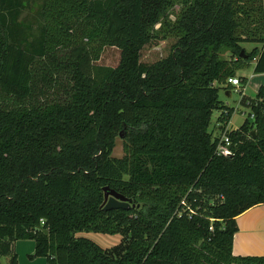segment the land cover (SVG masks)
<instances>
[{
  "label": "trees",
  "instance_id": "trees-1",
  "mask_svg": "<svg viewBox=\"0 0 264 264\" xmlns=\"http://www.w3.org/2000/svg\"><path fill=\"white\" fill-rule=\"evenodd\" d=\"M172 1L0 0V259L29 240L46 264H264L233 254L264 204V91L228 147L209 129L228 80L264 73V0H183L154 33ZM106 186L140 209L104 211Z\"/></svg>",
  "mask_w": 264,
  "mask_h": 264
},
{
  "label": "crops",
  "instance_id": "crops-1",
  "mask_svg": "<svg viewBox=\"0 0 264 264\" xmlns=\"http://www.w3.org/2000/svg\"><path fill=\"white\" fill-rule=\"evenodd\" d=\"M254 67L255 63L252 62L249 67L239 70L236 73L237 78L245 79L243 88L236 90L239 94V98L237 100L232 99V90L234 91L235 89H232L229 92L223 91V97H221L219 93L220 100L227 107L234 109V113L236 110L240 111L244 115L248 114L258 92L260 90L264 91V73H255ZM240 107H243V110H240ZM233 114L224 130H237V127H233L232 125ZM216 127L220 128V136L223 129L222 125L217 122ZM214 128L215 125L213 126V132ZM237 226L238 231L234 235L233 239V254L236 256H264V204L256 206L238 216ZM14 245L13 251H16L17 254L14 252L16 256L18 255V263L25 264L21 261L19 242H15Z\"/></svg>",
  "mask_w": 264,
  "mask_h": 264
},
{
  "label": "rangeland",
  "instance_id": "rangeland-1",
  "mask_svg": "<svg viewBox=\"0 0 264 264\" xmlns=\"http://www.w3.org/2000/svg\"><path fill=\"white\" fill-rule=\"evenodd\" d=\"M184 1L183 0H173L171 7L167 9L166 12V19L168 20L166 24L164 25H157L154 33L159 34H169L172 33L171 27L174 25V20L178 17L180 14L182 8L184 7ZM164 45L163 42H161L160 47L162 48ZM243 47L250 51L254 45L250 43L243 44ZM120 53L119 50L116 48H106L98 62L99 65L107 66L111 68H115L119 63ZM223 91L220 92V96L223 97ZM239 98V94L236 90H232V99L237 100ZM233 103V102H232ZM231 103V104H232ZM240 110H243V107H240ZM219 111H214L211 116V122H210V131L213 132V126L214 128V137L219 136L220 134V128L216 127L217 123V117H218ZM247 114L244 115L240 111H236L233 114L232 117V125L233 127H237V129L241 126L244 119L246 118ZM220 137V136H219ZM112 155L116 158H120L122 156V139L118 137L115 141V147ZM82 236L92 240L96 244H98L100 247H102L104 250L108 251L110 255L116 256L117 249L119 247L123 248L124 246V235L123 234H117V235H105L100 233H82ZM19 249H20V257L21 261L25 264H45V259L42 257H33L34 254V242L29 240H19ZM16 242V243H17ZM18 246V245H17ZM18 248V247H17ZM15 250V245H14ZM16 253V251H14ZM17 254V253H16ZM18 256V255H17ZM17 261L19 262L18 258ZM1 264H8V257H2L0 259Z\"/></svg>",
  "mask_w": 264,
  "mask_h": 264
},
{
  "label": "water",
  "instance_id": "water-1",
  "mask_svg": "<svg viewBox=\"0 0 264 264\" xmlns=\"http://www.w3.org/2000/svg\"><path fill=\"white\" fill-rule=\"evenodd\" d=\"M104 200L102 204V209L104 211H110V210H130L135 208L136 210L140 209V204L135 205L134 202L131 199H128L113 189H110L109 187H104L102 189Z\"/></svg>",
  "mask_w": 264,
  "mask_h": 264
},
{
  "label": "built area",
  "instance_id": "built-area-1",
  "mask_svg": "<svg viewBox=\"0 0 264 264\" xmlns=\"http://www.w3.org/2000/svg\"><path fill=\"white\" fill-rule=\"evenodd\" d=\"M228 84L231 85L235 90H240L242 88L240 81L237 78H232L228 80ZM227 130H224L220 135V143L222 148L228 147L230 145ZM43 224V222H41Z\"/></svg>",
  "mask_w": 264,
  "mask_h": 264
}]
</instances>
